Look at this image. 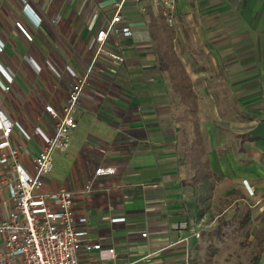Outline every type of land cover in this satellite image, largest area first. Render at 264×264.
Instances as JSON below:
<instances>
[{
	"label": "crops",
	"instance_id": "crops-1",
	"mask_svg": "<svg viewBox=\"0 0 264 264\" xmlns=\"http://www.w3.org/2000/svg\"><path fill=\"white\" fill-rule=\"evenodd\" d=\"M163 11L161 0H0V63L14 76L10 90L0 84V110L9 119L53 132L45 105L66 103L68 65L88 78L70 146L46 181L73 190L84 242L115 248L114 259L82 252L84 264H192L193 217L209 212L213 195L264 194V138L250 134L264 121V0H176L172 24ZM117 12L103 46L123 61L98 52L97 33ZM188 119L200 122L189 128ZM11 139L33 172L43 139L17 127ZM101 164L116 172L93 178ZM11 174L0 166V179ZM12 203L3 187L0 218Z\"/></svg>",
	"mask_w": 264,
	"mask_h": 264
},
{
	"label": "built area",
	"instance_id": "built-area-1",
	"mask_svg": "<svg viewBox=\"0 0 264 264\" xmlns=\"http://www.w3.org/2000/svg\"><path fill=\"white\" fill-rule=\"evenodd\" d=\"M161 1L164 5L163 13L172 24L176 0ZM118 5L121 6V3ZM27 6L30 13H34L29 4ZM37 18L40 23L41 19ZM121 20L122 14L115 13L108 29L103 28L97 33L100 43L98 52L107 53L119 61H123L125 57L118 52L107 51L103 42L108 30L115 29L116 23ZM18 25L26 36L32 39L25 26L20 22ZM121 29L126 35L133 33L127 25ZM4 47L5 42L0 39V50ZM68 68L75 81L68 89L66 103L61 108L51 102L45 105L46 112L54 121L53 132L47 131L41 125H36L29 131L0 110V166L13 171V174L0 179V190L6 187L13 202L6 216L0 218V264H84L81 254L91 250H97L101 259L116 257L114 247L103 246L100 242L83 241L88 230L86 227H78L77 222H85L86 218L81 217L77 221L74 215L73 190L46 188L56 152L70 146L71 132L78 124L76 114L80 109L84 86L88 83V78L81 76L72 65H68ZM0 74L4 78V81H0L1 87L10 90L14 76L1 63ZM15 127L27 139L38 135L45 143L33 157V172L21 162V147L12 144L11 136ZM114 172L116 166L101 164L96 168L93 178ZM252 192L257 193L253 186ZM196 234L199 236L200 232ZM143 235H147V232H143Z\"/></svg>",
	"mask_w": 264,
	"mask_h": 264
},
{
	"label": "rangeland",
	"instance_id": "rangeland-1",
	"mask_svg": "<svg viewBox=\"0 0 264 264\" xmlns=\"http://www.w3.org/2000/svg\"><path fill=\"white\" fill-rule=\"evenodd\" d=\"M189 120L188 127H194ZM188 161H195L191 152ZM198 149V146L196 147ZM198 152L200 150L198 149ZM201 162L204 154L199 153ZM193 156V155H192ZM263 159V157L261 158ZM251 185V184H249ZM229 184H224V189ZM216 194L209 212L193 217L200 235L194 241L192 264H260L264 259V194L259 199L249 194ZM248 195V196H247ZM207 194H200V198Z\"/></svg>",
	"mask_w": 264,
	"mask_h": 264
},
{
	"label": "water",
	"instance_id": "water-1",
	"mask_svg": "<svg viewBox=\"0 0 264 264\" xmlns=\"http://www.w3.org/2000/svg\"><path fill=\"white\" fill-rule=\"evenodd\" d=\"M250 134L252 137H262L264 138V121L258 122V124L251 129ZM260 264H264V259Z\"/></svg>",
	"mask_w": 264,
	"mask_h": 264
},
{
	"label": "trees",
	"instance_id": "trees-1",
	"mask_svg": "<svg viewBox=\"0 0 264 264\" xmlns=\"http://www.w3.org/2000/svg\"><path fill=\"white\" fill-rule=\"evenodd\" d=\"M176 75L179 76L181 79V81H184L187 85L186 86H190L189 83H190V79H189V76L187 74V72L185 71L184 68H181L180 67V64L177 65V69H176ZM189 80V82H188Z\"/></svg>",
	"mask_w": 264,
	"mask_h": 264
}]
</instances>
